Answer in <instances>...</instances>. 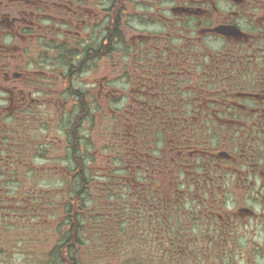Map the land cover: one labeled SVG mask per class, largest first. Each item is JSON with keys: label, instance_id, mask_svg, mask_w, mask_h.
Here are the masks:
<instances>
[{"label": "flooded vegetation", "instance_id": "obj_1", "mask_svg": "<svg viewBox=\"0 0 264 264\" xmlns=\"http://www.w3.org/2000/svg\"><path fill=\"white\" fill-rule=\"evenodd\" d=\"M105 109L126 117L107 147L160 162V259L264 257V0H0V256L52 133L65 161L76 121L95 149L81 129Z\"/></svg>", "mask_w": 264, "mask_h": 264}, {"label": "rangeland", "instance_id": "obj_2", "mask_svg": "<svg viewBox=\"0 0 264 264\" xmlns=\"http://www.w3.org/2000/svg\"><path fill=\"white\" fill-rule=\"evenodd\" d=\"M80 85L83 89L91 86L89 84ZM118 86L121 87L123 84L119 83ZM249 102L247 100L244 101L246 104ZM93 115L94 121L91 131L87 122L83 124L81 131L82 134L89 133L91 139H95L96 144L99 146L95 149H90L89 155L92 156V165H88L93 176L91 181L94 189L97 190L99 189V182H103V178L110 171L117 169V158L115 159L113 154L107 152V145L112 144L116 140V137H114L116 135V131H114L115 124L123 126L125 124L123 119L126 120V117H121L120 119L117 112L111 113L107 109L100 112L96 111ZM55 123L56 121L54 120L53 125ZM51 140L54 142L50 151L51 158L49 161L34 160V178L32 180H21L25 183V188L30 184L34 188L30 192V195L25 196V199L33 200L32 204H36L25 206V210H23L25 211V217L23 215L20 216L21 221L26 222V225L21 226L19 231L15 230V228L7 229L11 231L8 235L16 237V239L14 238V245L19 250H14V253L13 250L7 249V251L11 252L6 256L4 249L0 256V264H43L41 259L46 258L44 253L48 252L53 244L56 228H54V223L51 225V221H54V218V222L60 220L58 218L60 215V203L57 198L62 197L60 187L62 186V177L66 174V162L63 159L62 147L57 143L59 135L56 132L52 133ZM122 154L125 155V152L122 151ZM112 158L113 160L110 163ZM122 159L127 169L123 181L126 184H130L132 193H136V191H133L136 186H140L141 188L149 187L154 190L159 188L160 191V184L157 183L158 177L145 173V185H141L143 181L140 183L137 181V171H135L137 165L133 161H129L128 158L127 161L125 157H122ZM112 176L111 179L114 178ZM120 182L122 181L117 180V185L123 187ZM8 187L9 189L5 193L4 216L9 215L5 210L14 206H7V204H11L15 198H18L17 195L11 193L13 189H11V185H8ZM114 193L117 194V196L113 197L115 205L112 204V200H109L106 205L105 202L108 199L104 196L102 197L100 193L89 196V200L93 203V206H88L87 213L84 214V216L86 215L91 218L90 223L85 226L83 234L85 238L83 256L87 255V259L84 261L85 264H124L125 261H131L132 259H142L143 255L146 256L143 252L144 246L147 243L149 244L153 241L155 243L160 242V221L156 220L157 215L155 212L147 215L149 207H146V204L140 206L141 196L139 194L131 196V193L127 192L129 198L121 199V194L123 198L125 197V190L123 188H118ZM253 207L256 210L260 209L257 204H254ZM260 211H257V213ZM140 212H144L143 216H141L142 218L138 216ZM144 216H146L147 220L144 219ZM148 217H151V219L148 220ZM122 219H126V221L122 223ZM2 220L3 222L6 221L4 218ZM143 220L146 222L141 226ZM6 222L3 224H6ZM3 235H5V228H3ZM257 239L259 243L258 248L253 250L264 252V231H261ZM257 259V264H264V257L258 256ZM181 264H185V262Z\"/></svg>", "mask_w": 264, "mask_h": 264}, {"label": "trees", "instance_id": "obj_3", "mask_svg": "<svg viewBox=\"0 0 264 264\" xmlns=\"http://www.w3.org/2000/svg\"><path fill=\"white\" fill-rule=\"evenodd\" d=\"M77 122L78 121H76L74 125H70L72 127L70 128V132H73V136L70 137L71 143H69L70 147L67 149L69 158L65 161L66 174L62 177V186L60 187L64 192H61V198H57L60 203V215L58 217L60 220L54 222V218V221H51V225L54 223V228H56V236L53 238L51 248L48 252L44 253L46 258L41 259L43 264H85L84 261L87 259L86 254V256H83L85 244L83 234L85 232V226L90 223L91 218L86 215L84 216V214L87 213L88 206H93V203L89 200V196L96 194L98 191L94 189V185L91 181L93 178L90 169V166L92 165V156L89 155V152L90 149H93V142L88 143L87 147L89 148H82L80 146L81 137L76 132ZM154 133L156 141H158L160 139V130H156ZM149 142L150 141H148V143ZM109 151L115 152L117 169L110 171V173L103 178V182H99L98 186L102 197L104 196L108 199L105 202L106 205L109 200H112V204L115 205L113 197L117 196V194L114 192H116L118 188H123L125 190V197L123 198V195L121 194V199L129 198L128 193H131V196L139 194L142 198L140 206L146 204V207H149L147 215H151V213L155 212L157 215L156 220L160 221L159 188L154 190L149 187L141 188L140 186H136L133 190L136 191V193H132L130 184H126L123 181V177L127 171L126 165L122 159V157L126 158V155L122 154V151L125 152V148L123 146L111 145L107 147V152ZM149 153L152 158L147 162L135 163L137 165V168H135V171H137V181L138 183L143 181V184L141 185H145V173H148L150 176L154 175L158 177L157 183L160 184V162L156 158V152L153 153L150 151ZM111 175H113L112 177L114 178L111 179ZM117 180L122 181L120 184L123 185V187L117 185ZM143 213L144 212H140L138 216L142 218L141 216H143ZM21 215L25 217V211L21 210ZM20 216L16 219L9 218L7 220L8 222H6L4 226L5 236H13L8 235L11 231H8L7 229L15 228V230L19 231L21 226L27 224L26 222L21 221ZM144 219L147 220L146 216H144ZM149 219H151V217H148V220ZM124 221H126V219H122L121 222L123 223ZM145 222L146 221L143 220L141 226H143ZM143 254L146 256L143 255L142 259H132L131 261H125L124 264H174L173 260L169 261L167 259H160V242L155 243L153 241L149 244L147 243V245L144 246Z\"/></svg>", "mask_w": 264, "mask_h": 264}]
</instances>
